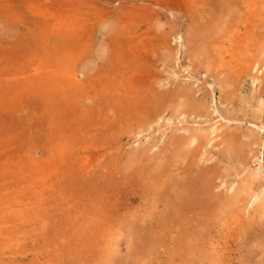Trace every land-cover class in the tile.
I'll return each instance as SVG.
<instances>
[{"label": "rangeland", "instance_id": "rangeland-1", "mask_svg": "<svg viewBox=\"0 0 264 264\" xmlns=\"http://www.w3.org/2000/svg\"><path fill=\"white\" fill-rule=\"evenodd\" d=\"M263 188L264 0H0V264H264Z\"/></svg>", "mask_w": 264, "mask_h": 264}, {"label": "bare ground", "instance_id": "bare-ground-1", "mask_svg": "<svg viewBox=\"0 0 264 264\" xmlns=\"http://www.w3.org/2000/svg\"><path fill=\"white\" fill-rule=\"evenodd\" d=\"M256 77H254V79H255ZM193 138V137H192ZM237 185H240L239 183L237 184ZM237 188V187H236ZM236 190H238V189H236ZM234 192V191H233ZM254 192V191H253ZM261 192V191H260ZM256 193V192H255ZM240 194V193H239ZM253 194V193H252ZM262 194V195H261ZM261 196L259 197L257 194L255 195V199L254 200H256V201H258V203H259V200H260V202H263V196H264V188H263V190H262V192H261ZM233 196V195H232ZM239 196V195H238ZM251 196H253V195H251ZM250 196V197H251ZM257 196V197H256ZM232 198V197H231ZM250 199V198H249ZM252 199V198H251ZM235 200H237V196H234L233 197V199H232V202L233 201H235ZM241 200V199H240ZM248 200V199H247ZM250 201V200H249ZM264 203V202H263ZM262 203V204H263ZM257 204V203H256ZM259 205V204H258ZM264 205V204H263ZM259 206H261V205H259Z\"/></svg>", "mask_w": 264, "mask_h": 264}]
</instances>
